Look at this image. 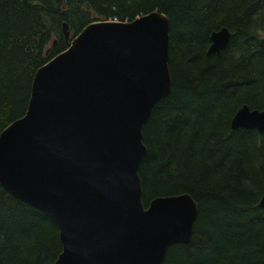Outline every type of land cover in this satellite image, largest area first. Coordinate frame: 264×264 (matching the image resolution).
<instances>
[{
  "label": "trees",
  "instance_id": "1",
  "mask_svg": "<svg viewBox=\"0 0 264 264\" xmlns=\"http://www.w3.org/2000/svg\"><path fill=\"white\" fill-rule=\"evenodd\" d=\"M154 10L171 20L173 89L144 126L143 202L189 192L199 206L192 240L163 264H264V132L232 128L242 106L264 109V0H0V134L87 25ZM223 27L231 42L209 54ZM62 250L54 220L0 182V264H55Z\"/></svg>",
  "mask_w": 264,
  "mask_h": 264
},
{
  "label": "water",
  "instance_id": "2",
  "mask_svg": "<svg viewBox=\"0 0 264 264\" xmlns=\"http://www.w3.org/2000/svg\"><path fill=\"white\" fill-rule=\"evenodd\" d=\"M170 30L159 10L90 23L39 67L26 114L0 134V182L58 225L55 264H163L172 245L192 240L195 198L146 206L140 176L144 126L173 89ZM232 37L227 27L212 32L208 53ZM232 128L264 132V109L242 106Z\"/></svg>",
  "mask_w": 264,
  "mask_h": 264
},
{
  "label": "bare ground",
  "instance_id": "3",
  "mask_svg": "<svg viewBox=\"0 0 264 264\" xmlns=\"http://www.w3.org/2000/svg\"><path fill=\"white\" fill-rule=\"evenodd\" d=\"M211 45V44H210ZM210 47V46H209Z\"/></svg>",
  "mask_w": 264,
  "mask_h": 264
},
{
  "label": "rangeland",
  "instance_id": "4",
  "mask_svg": "<svg viewBox=\"0 0 264 264\" xmlns=\"http://www.w3.org/2000/svg\"><path fill=\"white\" fill-rule=\"evenodd\" d=\"M71 34V33H70Z\"/></svg>",
  "mask_w": 264,
  "mask_h": 264
}]
</instances>
